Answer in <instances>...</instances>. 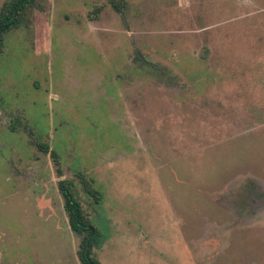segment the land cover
Segmentation results:
<instances>
[{
  "label": "rangeland",
  "instance_id": "374dc122",
  "mask_svg": "<svg viewBox=\"0 0 264 264\" xmlns=\"http://www.w3.org/2000/svg\"><path fill=\"white\" fill-rule=\"evenodd\" d=\"M63 180L100 264H264V0H36L0 54V264H81Z\"/></svg>",
  "mask_w": 264,
  "mask_h": 264
},
{
  "label": "trees",
  "instance_id": "16d2710c",
  "mask_svg": "<svg viewBox=\"0 0 264 264\" xmlns=\"http://www.w3.org/2000/svg\"><path fill=\"white\" fill-rule=\"evenodd\" d=\"M35 3L36 0L5 1L0 12V54L3 52L6 35L20 25L26 10ZM84 188L87 194L90 193L95 198H98L97 192L87 182H84ZM59 189L64 198L70 228L75 234L82 237L78 251V258L81 264H100L93 254V248L102 243L99 233L85 216L82 205L77 200L70 183L64 180L60 181Z\"/></svg>",
  "mask_w": 264,
  "mask_h": 264
}]
</instances>
